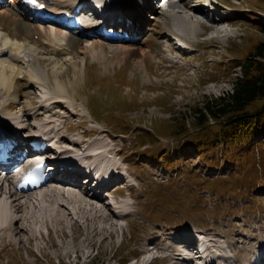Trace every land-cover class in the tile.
I'll return each mask as SVG.
<instances>
[{
	"label": "rangeland",
	"instance_id": "1",
	"mask_svg": "<svg viewBox=\"0 0 264 264\" xmlns=\"http://www.w3.org/2000/svg\"><path fill=\"white\" fill-rule=\"evenodd\" d=\"M139 1L142 0H132V6ZM153 1L157 15L175 12L173 24L190 22L198 30V34L185 40L187 50L171 48L165 45L166 40L180 36L163 35L165 25L159 21L161 18L156 14L148 17L151 40L149 44L135 45L150 50L146 64L153 84L147 80L144 67L138 70L136 58L121 51L117 55L125 57L115 64L90 55L87 64L81 59V51L66 63L63 58L67 54L61 49L55 54L34 51L30 60L29 52L37 45L28 52L24 51L26 44L20 53L11 52L19 58L14 59L16 64L14 57L3 56L11 65H31L43 87L55 94L46 101L63 102L57 106L62 112L55 116L65 119L61 116L66 115L67 123L62 120L60 126L66 133L65 144L73 150L72 156H82L78 152L88 147H114L110 153L121 160L126 172L119 177H127L132 183L117 186V206H126L132 213L117 219L119 225L113 235H94L92 246L87 240L92 232L87 230L85 218L72 223L74 216L66 220L64 229L51 224L50 235L46 225L39 227L38 238L25 246L0 237V264H142L141 259L136 262L134 257L146 252L144 238L148 234L161 232L159 239L163 238V243L157 247L163 250L166 241H171V232L181 234L180 229L185 228L195 233L199 226L206 236L213 237V243L218 245L221 241L225 248L227 243L231 245L239 264L252 262L256 249L264 247V131L257 129L252 139L243 135L240 142L234 143V137L229 140L217 134L223 124L230 122L232 113L218 112L215 117L205 108L208 101L232 89L234 78L241 72L239 64L254 56L256 47L264 44V0H191L208 12L225 15L221 18L215 13V19L224 23L207 29L191 19L182 0H178L175 11L165 5L166 0ZM15 11L17 17H24ZM73 37L74 41L78 39V48L89 42L82 35ZM141 38L142 35L137 40ZM93 40H100L109 54H116L113 48L119 43L103 38ZM63 44L66 45L64 41ZM35 56L42 57V61L33 60ZM169 56L173 59H167ZM58 66L66 70L61 77L67 91L54 82ZM7 73L15 75L11 69ZM30 76L33 79L34 74L27 71L17 75L14 92L8 89L12 77L8 85L0 86V116L13 121L6 114L11 115L18 123L27 111L34 113L43 107L49 117L52 111L46 110L48 104L38 97ZM67 102L70 108L64 106ZM263 106L262 99L248 109ZM9 107L17 114L7 110ZM31 122L36 123L34 118ZM70 138L80 141V145L75 147L68 141ZM103 203L108 206L106 199ZM166 258L169 261L170 257ZM166 258L160 256L152 264H168Z\"/></svg>",
	"mask_w": 264,
	"mask_h": 264
},
{
	"label": "bare ground",
	"instance_id": "2",
	"mask_svg": "<svg viewBox=\"0 0 264 264\" xmlns=\"http://www.w3.org/2000/svg\"><path fill=\"white\" fill-rule=\"evenodd\" d=\"M54 1H55L56 6L52 5L51 7L52 10H57L60 7H63L64 5L72 4L73 6L78 0H54ZM81 1L88 2V0H81ZM168 1H169V5L171 6V8H173L175 11L177 4H178V0L176 1L168 0ZM9 2H11L10 5L8 3L0 7V13H2L0 14V51L4 52L3 55L0 56L1 57L0 58V86L3 84H5L4 86L8 85L10 83V77H12V81L8 87V89L10 90V93L11 91H13V89L15 91V88H17V84H16L17 78H18L17 75H19L23 71H27L31 74H34V77H33V80L35 82L34 86L38 87L39 83L43 86V83L39 82V79L35 76L36 74L35 71L31 70V65L28 64L27 66L19 67L18 65H11L13 63L8 62L3 58V56L8 55L9 52L10 53L14 52L16 54L20 53L21 51L20 49L23 46H25V44L26 46H25L24 51L27 50L28 52L32 49V46L37 45L36 47L33 48V50H31L32 53L29 52V54L31 55L30 60H32V56H34L33 55V53H35L34 51H37V52L41 51V52L48 53V54L49 53L55 54V53H58V49H61L60 50L61 53L67 54V56L63 58V60L66 63H68L69 61H72L74 59L73 55L80 51L83 52L82 54H84V58H81V59H83L85 63H87V58L89 55L92 57L104 58L103 61L107 60L108 63L110 64L111 63L115 64V61H117L118 59L119 61H121L122 59H124L125 55H132L134 56V58H136L135 65L137 66L138 70L140 71L144 67L145 73L148 75L147 80L151 81L153 84L154 80L152 79V76H150L151 74L146 64V60H147L146 57L150 55L149 53L150 50L143 48V46L135 45L136 43H139V42L144 43V44H149L151 40L152 36L149 37L148 36L149 33H147V30H151V28L147 26L149 25L148 17H151L150 14L151 15L156 14V16L161 18L159 21L163 22L165 25L163 29L164 31L161 33H163V35L165 36L176 34V35H179L180 37L183 36L182 38L186 40V39H189V36L191 34H194V33L198 34V30L195 28V25L191 24L190 22H185L184 24L179 23V25L175 23L173 24V14L175 12L171 13L172 11L171 12L163 11L162 13L157 15L158 9L153 0L142 1V11H134L132 4H131V0H103V3L107 8L106 10H108V12H111L110 17H116L117 15L129 17L135 23V27H137L139 23H142V25L138 27L136 30V32L139 35H142V38L140 40H138L137 42L131 43L132 45L119 43L117 47L113 48V52L116 54H109L106 50L107 46H105L104 43L99 42L100 40L91 41V39L93 38H89L88 43H86L85 45H82L81 48H78L77 46L78 39H75L74 41L73 36L71 35L66 36L64 31L61 28H55L54 30L47 26H41V25L35 24L30 18V16L27 17L26 15H24L23 11L22 12L18 11V7L21 6L19 4V0H10ZM181 2H184L185 10L190 11L189 16L195 22L200 23L201 22L200 16L206 15V13H209L208 11H206V9L201 8L202 6L199 5L197 2L195 4H192L191 0H182ZM14 9L18 11L21 17L24 16L25 18L17 17L16 11ZM177 12H179V10H177ZM215 13L220 15L219 12H215ZM220 17L223 18L225 17V15L221 13ZM219 20L220 19H217V20L215 19L214 24L220 25L221 23H224ZM207 23H209V21ZM24 26L27 27L26 31L24 30ZM95 26H96V23L92 24L91 27H95ZM218 31L225 32L224 30H220L219 28H218ZM36 36H38V38H36ZM63 41L66 43V45L63 44ZM177 41L178 40H175L174 38L172 41H170L169 45H173V46L178 45L175 47H177V49L178 47L181 48V45H179ZM120 51L123 52L125 55L124 56L117 55V53H119ZM9 57H14V56L11 55ZM14 59L17 60L19 58L14 57L12 59V61L16 64ZM36 59H39L40 61H42V57L39 58L35 56L33 60H36ZM63 67L64 66L56 67V70L54 71L55 73L54 76L56 75L54 82L58 84L61 88L67 91L68 88L65 85V83L62 81V77H61V75L66 71V70L65 71L63 70L64 69ZM9 69H11L15 75L8 74L7 71ZM74 69H77V65H74ZM0 93H1V89H0ZM46 99H49V98H46ZM59 101H60L59 99H56L52 103L58 104ZM9 103L14 104V102H9ZM64 106H67L68 108H70L68 102L64 103ZM47 109H50V107H48ZM7 110L14 113L12 107H9V109L7 108ZM40 110L41 111L34 112V113L30 111H27V113H24V116L22 115L23 116L22 119H20V121L17 123L18 127L23 130L26 129V131L30 129L33 130V129L39 128L37 123L31 122V119L33 118L35 120L46 122L49 125L53 124L54 120L46 117L47 115L46 112L42 111L43 107ZM14 114H17V113H14ZM18 117H20V115ZM15 131L17 135H20L17 130ZM69 140L73 141V145H75V147H78L80 145V142L78 140H73L71 138ZM65 141H67V139L64 134L62 135V137H59L58 139L55 140L56 143L60 144L58 149L59 148L63 149V153L59 156L58 163L72 165L74 164L75 157L69 154L71 149L65 144ZM100 147H105V146L103 145ZM113 148L114 147L109 148L108 146L106 150L108 151L114 150ZM94 150H95L94 148L93 149L87 148L83 150L82 153L78 152V154L83 155L85 151H89V154L94 153L92 154V156H95L96 154V161H99L96 164L98 166V169L100 170L103 168L105 164L120 163L121 161V160L120 161L116 160L114 155L110 157L109 155H104L100 153L101 148H98V150L96 149V153ZM83 157L85 161L86 160L88 161V159L90 158V156H88L87 154L83 155ZM118 166L119 165L117 164L113 168H117L118 170ZM70 171H73V169H71ZM12 172L8 175L9 170L6 171L7 176H5L6 178L4 180L0 178V197H2L0 200V237L7 242L9 241L8 243L13 242L15 245H21V246L26 244L28 241L32 243L34 242L35 238H38V234H39L38 228L39 227L46 225L47 228L49 229V235H50V232L52 229V227H50L51 224L55 225L58 229L59 228L64 229L66 220L71 218V216L72 217L74 216L76 217V220L73 221L72 223L76 222L80 217L85 218L86 228L88 231L92 232L89 235L90 237L87 239L89 240V245L92 246L94 244V235L101 234V235H104L103 238H107V234H109V236L113 235L119 225V221H117V219L120 220V218H123L124 216L132 213L131 209L126 208V206H125V209L116 210L113 206L111 205L109 206V203L111 201H109L108 206L105 205L104 203H103L104 205H102L100 203V196L97 193L95 194L94 197H89V194L85 192L78 193L74 190H71L69 192V195H66L67 187H68V184H67L68 178L65 176L66 175L65 172L58 173V174H61L60 182L63 184V188L57 187V188L48 189L46 191L40 190V191H36L35 193H30L29 195L19 194L18 192L13 191L11 189V183L13 181L11 180ZM111 174H112L111 176L112 178L113 176L115 177L118 174V172L116 173V171L111 170ZM69 177L70 179L74 178V176H69ZM103 177H106V174H103ZM121 184H123V182H121L119 185ZM130 184L132 183L130 182ZM106 196H111V193H107ZM201 230H204V229H201ZM190 232L192 231H189L186 234V236L190 235ZM24 234H27V237ZM74 236L76 240L77 237L76 235H73V237ZM153 236L154 234L150 235L149 237V238H152L151 245L154 244V247H157L159 242H155V240L153 239ZM190 238H191L190 240L192 241L193 240L192 236ZM180 240L181 241H179L178 245L183 244V241H182L183 238ZM144 241L146 242V245H145L146 247H144L145 250L146 251L151 250L152 246L148 247L147 245V236L144 238ZM76 242L77 241H74V243ZM191 243L193 242H190V245L193 246L194 244H191ZM211 243L215 244L213 242ZM40 247L42 248V246ZM209 247H212V245H209ZM74 248L77 252H80V250L77 247H74ZM173 251L174 252L167 254L166 256L168 258L170 257L169 260L173 257L174 253L176 252L175 249ZM259 251H261L262 254H264V247L260 249ZM178 253L180 255H178L177 259L175 258L176 257L175 256L174 257L175 260L171 264H184L185 260L192 258V256H190L189 253L187 254H182L181 252H178ZM67 254H70V253L68 252ZM233 257H235V254H233ZM196 260L197 262H199V259H196ZM262 260L264 261V258H262ZM153 261L143 262L142 264H152ZM208 264H214V263H208Z\"/></svg>",
	"mask_w": 264,
	"mask_h": 264
},
{
	"label": "trees",
	"instance_id": "3",
	"mask_svg": "<svg viewBox=\"0 0 264 264\" xmlns=\"http://www.w3.org/2000/svg\"><path fill=\"white\" fill-rule=\"evenodd\" d=\"M239 66L241 72L234 78L232 89L218 99L208 101L205 106L215 117H218V112L225 115L232 113L230 122L223 124L217 134L229 140L234 137V143L240 142L243 135L245 139H252L257 129L264 131V106L255 110L248 109L254 102L264 100V44H259L254 56Z\"/></svg>",
	"mask_w": 264,
	"mask_h": 264
}]
</instances>
